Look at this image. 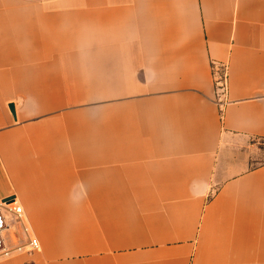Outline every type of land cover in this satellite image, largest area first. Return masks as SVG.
Instances as JSON below:
<instances>
[{"label": "crops", "instance_id": "crops-1", "mask_svg": "<svg viewBox=\"0 0 264 264\" xmlns=\"http://www.w3.org/2000/svg\"><path fill=\"white\" fill-rule=\"evenodd\" d=\"M259 139L264 0H0V264H264Z\"/></svg>", "mask_w": 264, "mask_h": 264}, {"label": "built area", "instance_id": "built-area-1", "mask_svg": "<svg viewBox=\"0 0 264 264\" xmlns=\"http://www.w3.org/2000/svg\"><path fill=\"white\" fill-rule=\"evenodd\" d=\"M214 74L213 82L220 93V95H217V100L222 101L224 100L227 89L225 66H223L221 72L215 71ZM23 213L21 205L18 204L14 198L0 200V259L9 257L18 252L31 253L39 250V242L30 233L24 221ZM10 224L16 225V231L14 232L15 239L17 238V234L23 239L22 242L16 243L13 246H9L7 242H5V240H7L8 231H10L11 235Z\"/></svg>", "mask_w": 264, "mask_h": 264}, {"label": "rangeland", "instance_id": "rangeland-1", "mask_svg": "<svg viewBox=\"0 0 264 264\" xmlns=\"http://www.w3.org/2000/svg\"><path fill=\"white\" fill-rule=\"evenodd\" d=\"M79 99H80L81 103H83V104H95V103H99V102L101 103L102 102L101 98H97V97H86V98H79ZM258 141L264 147V139H259ZM14 227H15V225H14ZM22 240L23 239L20 236H18V234H17V238L15 240H13V238L10 235V231H8L6 242L9 246H13L16 243H20V242H22ZM18 253H21V252H18Z\"/></svg>", "mask_w": 264, "mask_h": 264}, {"label": "water", "instance_id": "water-1", "mask_svg": "<svg viewBox=\"0 0 264 264\" xmlns=\"http://www.w3.org/2000/svg\"><path fill=\"white\" fill-rule=\"evenodd\" d=\"M8 109H9L12 117L15 119V111H14V105H13V103H9L8 104ZM9 198H13V197L11 196ZM5 199H7V198H5Z\"/></svg>", "mask_w": 264, "mask_h": 264}, {"label": "bare ground", "instance_id": "bare-ground-1", "mask_svg": "<svg viewBox=\"0 0 264 264\" xmlns=\"http://www.w3.org/2000/svg\"><path fill=\"white\" fill-rule=\"evenodd\" d=\"M15 224H10V229H11V237L13 238V240L15 239V236H14V232L16 231V225L14 227ZM6 242V240H5Z\"/></svg>", "mask_w": 264, "mask_h": 264}]
</instances>
